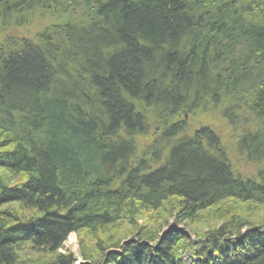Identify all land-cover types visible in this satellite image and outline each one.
Returning <instances> with one entry per match:
<instances>
[{
	"label": "trees",
	"instance_id": "1",
	"mask_svg": "<svg viewBox=\"0 0 264 264\" xmlns=\"http://www.w3.org/2000/svg\"><path fill=\"white\" fill-rule=\"evenodd\" d=\"M208 109L255 173L188 131ZM239 203L264 204V0H0V264H75L71 233L80 264H264Z\"/></svg>",
	"mask_w": 264,
	"mask_h": 264
},
{
	"label": "rangeland",
	"instance_id": "2",
	"mask_svg": "<svg viewBox=\"0 0 264 264\" xmlns=\"http://www.w3.org/2000/svg\"><path fill=\"white\" fill-rule=\"evenodd\" d=\"M40 18L41 17L39 15L29 17L28 19L31 20L35 25L29 26V24L26 23V25L18 27L16 32L22 35H28L33 33L35 31L36 24L41 21ZM183 118L188 126L189 132H192L193 129L203 124H208L212 126L223 139L225 147L229 154L230 163L239 173L246 176L256 172L257 165L249 162L244 157V155L240 154L237 148L236 141L239 135L238 128H233L232 126H230L224 120V117L221 115L218 109L211 111L210 109H208L207 111L201 110L197 113H190L186 111L184 112ZM160 128V126H157V128H154V134L148 137L141 138L139 141L140 146L144 148L149 142H151L154 135L158 134V132L160 131ZM237 214L241 215L244 220L249 221L250 224L254 223L253 225H258L262 223V217H264V204L252 205V207H249V205L246 203H239L236 215ZM172 217H169V221H167V219H163L162 221H160L159 219L156 220L155 223H150V218H148L147 220V218L142 217L140 218L139 224L142 225L149 222L150 227L152 225L153 228H158L161 224L165 222L163 224V228H166L167 223H173L174 218L171 219ZM221 221L222 220L210 213L204 215L201 221L193 222L189 225L184 223H178V225L175 227L184 229L185 233H187L188 239L196 242V240H198L199 238L204 237L203 235L206 231H209L213 227H218ZM62 250H64V252L69 250L70 252L74 253V255L77 257V261L75 264H80L82 262V258L80 257V236L76 233H71L68 236L67 240L64 243V248H62Z\"/></svg>",
	"mask_w": 264,
	"mask_h": 264
},
{
	"label": "bare ground",
	"instance_id": "3",
	"mask_svg": "<svg viewBox=\"0 0 264 264\" xmlns=\"http://www.w3.org/2000/svg\"><path fill=\"white\" fill-rule=\"evenodd\" d=\"M29 26H32V25H29ZM25 36H32V33L31 34H28V35H25Z\"/></svg>",
	"mask_w": 264,
	"mask_h": 264
}]
</instances>
